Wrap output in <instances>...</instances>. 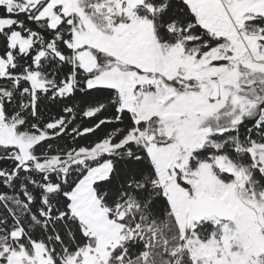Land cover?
<instances>
[{
    "label": "snow or ice",
    "instance_id": "6c2138e0",
    "mask_svg": "<svg viewBox=\"0 0 264 264\" xmlns=\"http://www.w3.org/2000/svg\"><path fill=\"white\" fill-rule=\"evenodd\" d=\"M0 264H264V0H0Z\"/></svg>",
    "mask_w": 264,
    "mask_h": 264
}]
</instances>
